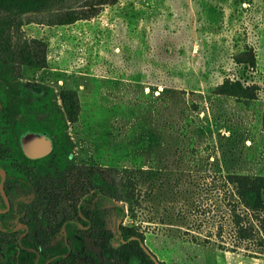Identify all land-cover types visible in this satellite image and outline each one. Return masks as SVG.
Instances as JSON below:
<instances>
[{
    "label": "rangeland",
    "instance_id": "rangeland-1",
    "mask_svg": "<svg viewBox=\"0 0 264 264\" xmlns=\"http://www.w3.org/2000/svg\"><path fill=\"white\" fill-rule=\"evenodd\" d=\"M17 37L19 52L26 48L21 41L42 40L47 64L27 65L19 55L13 61L11 50L0 61L1 163L9 155L23 162L11 135L14 120L30 116L53 133L48 104H58L66 126L56 174L68 184L67 198L58 190L56 208H77L101 182L89 167L127 168L139 199L135 216L123 201L91 205L112 231L140 225L164 264H264L263 248L237 239L222 191L229 174L264 175V0H118L89 20L26 23ZM247 46L257 53L254 73L234 62ZM227 78L258 84V98L247 104L217 94ZM27 83L47 93L35 96ZM66 91L78 96L76 121L61 97ZM11 191L21 195L11 192L14 208L0 223L18 239V213L36 195L25 186ZM62 241L41 247L39 259L58 254ZM10 253L3 244L0 262H11Z\"/></svg>",
    "mask_w": 264,
    "mask_h": 264
},
{
    "label": "trees",
    "instance_id": "trees-1",
    "mask_svg": "<svg viewBox=\"0 0 264 264\" xmlns=\"http://www.w3.org/2000/svg\"><path fill=\"white\" fill-rule=\"evenodd\" d=\"M117 2L118 0H0V61H4L7 52L11 50L14 55L13 61H16L19 55L25 57L27 65L46 66V44L42 40L21 41L25 43L26 48L17 51L24 24L35 22L64 25L78 20H89L106 6H113ZM13 35L18 36V42H13ZM234 62L248 72L254 73L258 66L257 53L252 46H247L234 56ZM26 86L35 96L47 93L41 84L27 83ZM259 90V85L254 82L247 83L240 79L227 78L218 84L214 91L217 94L235 96L248 104L258 98ZM68 94L72 97H67ZM61 97L69 103V118L76 121L80 110L76 92L66 91L61 93ZM48 109L53 111V116L51 115L55 140L53 153L41 160H28L19 151L13 127L11 135L23 162L14 164L13 156L10 155L3 160L4 163L0 162L7 169L9 176H12L10 177L12 180L10 178L8 180L10 186H6L8 192L14 190L12 186L14 182H18L26 185L36 195L30 197L31 204L24 206L17 216L18 223H24L29 227V231L23 237L13 238L14 228L5 227L0 223V248L7 244L11 250L8 256L12 261L7 264H130L134 259L139 260L141 264H155L140 245V241L145 242V231L140 225L120 224L116 231H112L107 227L99 207H91L97 199L115 205L116 201H123L128 204L131 217L135 216L134 207L139 204V199L134 194L132 171L127 168L121 170L114 167H89L88 174L92 177L100 175L101 182L92 186L77 208H56L58 196L61 195L58 193L60 188L64 191L63 198H67L65 195L67 179L62 180L63 173L59 177L56 174L57 170H63L59 160L65 158L61 141L66 117L58 104L55 107L48 104ZM0 111L4 112V109L0 108ZM16 122L15 119L14 123ZM54 160L56 162H53ZM12 172L15 175H11ZM230 186H233L232 190ZM222 191L224 205L229 210L237 239L255 242L264 249V175L229 174L223 183ZM11 201L14 208V202L12 199ZM26 202H29L28 198ZM118 209L121 212V219H124L127 216L124 205H118ZM3 215L0 214V217ZM63 226L67 232L66 236ZM60 236L63 238L61 251L49 259H39L41 247L48 246Z\"/></svg>",
    "mask_w": 264,
    "mask_h": 264
},
{
    "label": "water",
    "instance_id": "water-1",
    "mask_svg": "<svg viewBox=\"0 0 264 264\" xmlns=\"http://www.w3.org/2000/svg\"><path fill=\"white\" fill-rule=\"evenodd\" d=\"M16 137L23 155L30 160L43 159L49 156L54 150V135L52 131L34 119L28 122L27 116H20L17 119ZM0 177V193L6 204V208L0 209V214H2L8 212L10 209V199L4 188L6 179L5 169L0 168ZM18 228H23L26 232L28 231V225L24 223H19L15 230ZM63 232L66 236L67 232L65 226H63ZM23 235L24 234H22V236ZM140 245L155 264H161L160 260L145 242L140 241ZM31 250L35 251L34 249Z\"/></svg>",
    "mask_w": 264,
    "mask_h": 264
},
{
    "label": "flooded vegetation",
    "instance_id": "flooded-vegetation-1",
    "mask_svg": "<svg viewBox=\"0 0 264 264\" xmlns=\"http://www.w3.org/2000/svg\"><path fill=\"white\" fill-rule=\"evenodd\" d=\"M28 117V122L31 120V118H30V116H27ZM17 123V122H16ZM23 124V123H22ZM15 135H16V124H15ZM17 138V137H16ZM17 142H18V140H17ZM18 145H19V142H18ZM19 147V151L21 152V154L23 155V153H22V151H21V149H20V145L18 146ZM54 148H55V140H54ZM52 154V153H51ZM50 154V155H51ZM49 155V156H50ZM24 156V155H23ZM25 158H27L26 156H24ZM48 157V156H47ZM46 158V157H45ZM28 159V158H27ZM44 159V158H43ZM28 160H30V159H28ZM38 160H41V159H38ZM30 161H37V160H30ZM0 168H2V169H5L6 170V179H5V184H4V188H5V192H6V194L8 195V197L9 196H11V192L12 191H10V192H8L7 190H8V188L6 189V186H10V184L8 183V180H9V178L11 177V176H9V174H8V171H7V169L5 168V167H3L2 165H1V163H0ZM11 179V178H10ZM12 180V179H11ZM0 181H1V177H0ZM15 186V188L18 190V186H25L26 187V189H28L27 188V186L26 185H24V184H21V183H18V182H14V184H13V187ZM12 193H14L15 195H21L20 193H19V191H17V192H12ZM0 195H1V193H0ZM1 198H2V196H1ZM3 199V198H2ZM9 199H10V197H9ZM3 202H4V200H3ZM13 207V205H12V201H11V199H10V208H12ZM0 208H6V204H5V202H4V204H3V206L2 207H0ZM28 231H29V227H28ZM27 231V232H28ZM26 231H25V229H24V232H23V234L25 235L26 233H25ZM23 235V236H24ZM67 235V234H66ZM22 235H21V237H23Z\"/></svg>",
    "mask_w": 264,
    "mask_h": 264
}]
</instances>
